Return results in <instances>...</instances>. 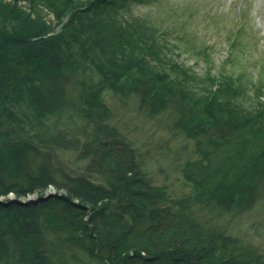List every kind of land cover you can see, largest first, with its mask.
<instances>
[{"label": "trees", "instance_id": "trees-1", "mask_svg": "<svg viewBox=\"0 0 264 264\" xmlns=\"http://www.w3.org/2000/svg\"><path fill=\"white\" fill-rule=\"evenodd\" d=\"M103 1L85 8L72 7V0L0 5V196L16 195L0 201V264H58L51 237L59 234L109 264H264L248 234L207 217L264 205V110L199 94L186 81L152 70L153 33L118 26L102 16L103 8L94 16ZM41 2L59 20L71 9L64 27L74 34L45 37L53 27L37 11ZM87 69L98 81L85 80ZM106 89L133 97L149 115L167 112L171 127L207 141L205 163L187 164L207 169L186 174L195 193L173 197L147 177L135 147L110 120L101 96ZM73 94L87 123L84 140L43 122L74 106ZM69 151L85 173L53 163L55 154ZM50 186L66 194L43 196ZM250 229L264 238V229L254 223Z\"/></svg>", "mask_w": 264, "mask_h": 264}, {"label": "rangeland", "instance_id": "rangeland-1", "mask_svg": "<svg viewBox=\"0 0 264 264\" xmlns=\"http://www.w3.org/2000/svg\"><path fill=\"white\" fill-rule=\"evenodd\" d=\"M9 2L11 0H0V5ZM91 2L93 0H72L71 3L72 7L85 8ZM102 3L94 9V16L103 8L106 10L102 16L118 26L135 25L143 33H153L155 56L149 58V66L155 72L165 71L174 79H182L199 94L213 93L222 99L228 96L247 111L264 110V0H106ZM19 4L27 12L32 11L30 3L20 1ZM37 11L53 27L45 37L63 33L69 37L73 32L72 27L66 32L64 27L73 13L71 9L60 20L56 12L42 2ZM86 15L89 16L79 14L78 17L82 20ZM82 75L87 82L100 78L88 69ZM101 96L110 109V120L129 138L139 154L147 177L156 185H165L173 197L195 193L193 178H187L186 174L199 175L200 170L207 169L202 165L192 169L187 164L205 163L201 150L210 149L207 141L187 137L171 127L167 112L149 115L138 107L133 97H122L111 89L104 90ZM71 98L74 106L49 117L43 121L44 126L49 130L64 129L84 140L82 129L87 126L86 119L77 112L78 96L73 94ZM53 160L56 166L73 175L85 173L84 163L71 151L58 152ZM65 194L64 189L50 186L43 196ZM35 198L33 194L20 200L28 203ZM15 199L14 193L0 196V201ZM212 214L207 217L238 228V233L248 234L264 254V238L255 237L250 229L253 223L264 229V205L238 216L226 214L227 217L218 218ZM59 235L51 237L55 263L109 264L85 255L72 246V241Z\"/></svg>", "mask_w": 264, "mask_h": 264}]
</instances>
